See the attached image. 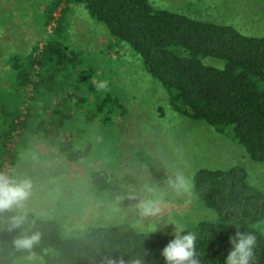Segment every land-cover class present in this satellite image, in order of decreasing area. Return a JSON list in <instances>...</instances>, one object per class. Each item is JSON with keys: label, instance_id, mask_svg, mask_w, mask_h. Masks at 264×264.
<instances>
[{"label": "trees", "instance_id": "16d2710c", "mask_svg": "<svg viewBox=\"0 0 264 264\" xmlns=\"http://www.w3.org/2000/svg\"><path fill=\"white\" fill-rule=\"evenodd\" d=\"M75 7L85 8L112 45L132 48L175 113L229 136L251 160L264 165V35L248 36L232 26L156 9L151 0L50 1L43 12L45 27L52 29L45 46L27 58L14 55L9 63L8 88L13 91H0L1 153L16 137L23 143L39 137L57 143L69 163L79 164L94 152L102 125L124 115L115 98L96 92L92 81L99 63L92 66L90 54L71 44L69 16ZM207 59L220 61L223 68L208 65ZM6 155L19 170L18 155ZM90 174L94 191L108 188L109 173L98 169ZM193 193L217 215L214 221L185 227L196 236L202 264H224L237 228L256 235L254 264H264V191L250 184L247 171L199 170ZM25 213L28 222L11 230V214H0V264L33 261L13 244L29 227L41 233L33 252L44 264H131L133 259L165 264L160 253L174 238L129 225L92 227L68 237L59 221Z\"/></svg>", "mask_w": 264, "mask_h": 264}, {"label": "rangeland", "instance_id": "374dc122", "mask_svg": "<svg viewBox=\"0 0 264 264\" xmlns=\"http://www.w3.org/2000/svg\"><path fill=\"white\" fill-rule=\"evenodd\" d=\"M50 1L0 0V91L10 85L7 73L12 57L27 58L42 49L51 36L52 29L45 27L43 14ZM151 3L156 9L232 26L248 36L264 35V0ZM69 23L71 44L90 54L92 66L99 63V73L92 81L97 94L115 98L124 115L115 117L113 124L102 125L94 152L79 164L69 163L57 143L39 137L24 143L19 137L11 140L8 151L0 152V164L4 165L1 172L31 180L32 195L24 212L59 221L68 237L88 228L111 225L173 235L172 225L156 233L148 229L169 217L178 219L184 227L217 218L193 193L199 170L241 167L247 171L250 184L264 191V165L251 160L229 136L175 113L167 93L145 72L142 59L131 47L112 45L106 30L90 18L84 7L74 8ZM206 63L223 68V63L215 59H207ZM31 93L32 88L28 97ZM84 141L82 147L79 145L82 150ZM75 151H79L78 146ZM7 152L18 155L19 170L10 163ZM98 169L110 175L108 188L100 193L94 191L90 174ZM177 172L189 179L188 190L179 194L167 183ZM148 198L163 201L160 217L140 215L137 205ZM25 264L44 262L26 260Z\"/></svg>", "mask_w": 264, "mask_h": 264}, {"label": "clouds", "instance_id": "9594fccd", "mask_svg": "<svg viewBox=\"0 0 264 264\" xmlns=\"http://www.w3.org/2000/svg\"><path fill=\"white\" fill-rule=\"evenodd\" d=\"M99 87L103 88L101 84ZM168 187L177 194L186 192L189 187V179L182 173H175L168 179ZM33 184L26 177L9 175L0 172V214L9 213L10 230L22 228L27 222V214L23 211L26 202L32 195ZM163 201L159 198H148L141 201L137 207L142 217H160L162 214ZM168 225L174 226V238L161 251L165 264H202L196 248V236L186 231L185 227L174 217H169L166 222L152 224L148 231L156 233ZM42 236L31 227L23 231L13 241L19 251L30 253L29 259L36 260L33 249L41 242ZM232 246L224 264H254L257 237L251 231H243L237 228L236 234L230 238ZM120 264H124L121 260ZM131 264H143L140 259H133Z\"/></svg>", "mask_w": 264, "mask_h": 264}]
</instances>
